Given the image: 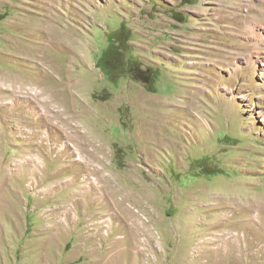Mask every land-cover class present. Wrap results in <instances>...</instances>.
Here are the masks:
<instances>
[{"label": "rangeland", "instance_id": "rangeland-1", "mask_svg": "<svg viewBox=\"0 0 264 264\" xmlns=\"http://www.w3.org/2000/svg\"><path fill=\"white\" fill-rule=\"evenodd\" d=\"M0 264H264V0H0Z\"/></svg>", "mask_w": 264, "mask_h": 264}, {"label": "trees", "instance_id": "trees-1", "mask_svg": "<svg viewBox=\"0 0 264 264\" xmlns=\"http://www.w3.org/2000/svg\"><path fill=\"white\" fill-rule=\"evenodd\" d=\"M119 60V57L114 54V57H110L108 52L104 53L103 56H101V58L99 59L98 63L99 65L101 64V66H103L104 68H106L108 71H113L114 66L116 65V61ZM135 64L133 63V67H131L130 73L133 75V77L135 79H140L141 75H139L135 70ZM145 82V81H143Z\"/></svg>", "mask_w": 264, "mask_h": 264}, {"label": "bare ground", "instance_id": "bare-ground-1", "mask_svg": "<svg viewBox=\"0 0 264 264\" xmlns=\"http://www.w3.org/2000/svg\"><path fill=\"white\" fill-rule=\"evenodd\" d=\"M64 35H65V33H64ZM65 37H66V36H65ZM44 72H45V70H44ZM43 75H44V74H43ZM48 76H49V75H48ZM5 77H6V76H5ZM5 77H3V78L5 79ZM7 77H8V76H7ZM8 80H9V79H8ZM8 80H7V81H8ZM49 81H50V80H49ZM37 82H38V81H37ZM44 82H45V81H44ZM63 82H64V81H63ZM45 83H46V82H45ZM50 84H51V83H50ZM50 84H49V85H50ZM58 84H59V82H58ZM51 85H52V84H51ZM59 85H60V84H59ZM61 85H62V84H61ZM52 86H53V85H52ZM64 86H65V85H64ZM50 87H51V86H50ZM68 87H69V86H68ZM71 87H72V86H71ZM73 87H74V86H73ZM51 88H52V87H51ZM63 88H64V87H63ZM65 88H66V87H65ZM69 88H70V87H69ZM76 88H77V87H76ZM42 89H43V88H42ZM53 89H54V88H53ZM55 89H56V88H55ZM43 90H44V89H43ZM70 90H71V89H70ZM51 91H52V89H51ZM71 91H72V90H71ZM71 91H70V93H71ZM75 93H76V92H75ZM68 94H69V93H68ZM51 95H52V94L49 95V98H48V100H47L46 102H53L54 99H58V100H60L58 97H56V98L51 97ZM60 95H61V94H60ZM60 95H59V96H60ZM63 95H64V94H63ZM71 95H72V93H71ZM54 96H55V95H54ZM69 96H70V95H69ZM64 97H65V96H64ZM60 98H61V97H60ZM71 98H72V97H71ZM71 98H70V99H71ZM63 99H64V98H63ZM58 100H57V103H58V105H60V101H58ZM61 100H62V99H61ZM42 101H43V100H42ZM44 101H45V100H44ZM54 102H55V101H54ZM58 105H57V106L55 105V106H56V108H57L56 114L58 115V121H60V120L63 119L62 115H63L64 113L62 114V110H63V109H62V110H61V109H58ZM52 107H53V106H52ZM53 108H54V107H53ZM56 108H55V109H56ZM63 108H64V107H63ZM74 108H75V107H74ZM65 109H67V107H66ZM65 109H64V110H65ZM68 109H69V108H68ZM70 109H71V108H70ZM53 110H54V109H53ZM74 110L76 111V109H74ZM74 110H73V111H74ZM49 112H50V111H49ZM65 112H66V111H65ZM33 113H34V112H33ZM52 113H53V112H52ZM60 114H62V115H60ZM54 115H55V114H54ZM66 115H71V114H66ZM77 115H78V114H77ZM77 115H76V116H77ZM63 116H64V115H63ZM74 117H75V116H74ZM47 118H48V116H46L45 119H47ZM55 119H56V118H55ZM70 119H71V118H70ZM41 120H42V119H41ZM73 121H74V120H73ZM61 123H62V122H61ZM67 123H68V121H67ZM75 123H76V120H75ZM50 124H51V123H50ZM62 126H63V125H62ZM77 126H78V125H77ZM64 128H65V127H64ZM62 129H63V128H62ZM71 129H72V128H71ZM32 131H33V130H32ZM71 131H72V130H71ZM73 132H74V131H73ZM29 133H30V132H29ZM33 134H34V133H33ZM72 135H73V134H72ZM75 135H76V133H75ZM28 136H29V134H28ZM37 136H38V135H37ZM76 136H77V135H76ZM28 138H29V137H28ZM47 138H48V137H47ZM40 141H41V142H40ZM40 141H38V142H40V144L43 145L44 142H43L42 140H40ZM84 141H86V140H84ZM88 141H89V140H88ZM86 142H87V141H86ZM86 142H85V143H86ZM46 145H47V144H46ZM85 146H86V145H85ZM45 147H46V146H45ZM40 148H41V147H40ZM44 153H45V152H44ZM39 155H40V154H39ZM39 157H40V156H39ZM44 158H45V157H44ZM84 168H85V167H84Z\"/></svg>", "mask_w": 264, "mask_h": 264}]
</instances>
